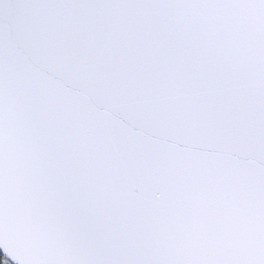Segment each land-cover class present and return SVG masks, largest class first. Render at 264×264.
<instances>
[{
	"label": "snow or ice",
	"instance_id": "6c2138e0",
	"mask_svg": "<svg viewBox=\"0 0 264 264\" xmlns=\"http://www.w3.org/2000/svg\"><path fill=\"white\" fill-rule=\"evenodd\" d=\"M0 264H264V0H0Z\"/></svg>",
	"mask_w": 264,
	"mask_h": 264
},
{
	"label": "water",
	"instance_id": "95a60500",
	"mask_svg": "<svg viewBox=\"0 0 264 264\" xmlns=\"http://www.w3.org/2000/svg\"><path fill=\"white\" fill-rule=\"evenodd\" d=\"M0 255H2V256H3V253H2V251H0Z\"/></svg>",
	"mask_w": 264,
	"mask_h": 264
},
{
	"label": "trees",
	"instance_id": "16d2710c",
	"mask_svg": "<svg viewBox=\"0 0 264 264\" xmlns=\"http://www.w3.org/2000/svg\"><path fill=\"white\" fill-rule=\"evenodd\" d=\"M0 257H2V255H0Z\"/></svg>",
	"mask_w": 264,
	"mask_h": 264
}]
</instances>
